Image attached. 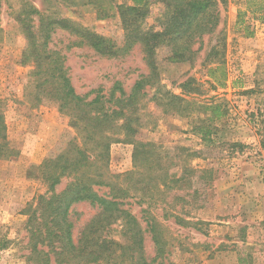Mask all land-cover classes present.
Segmentation results:
<instances>
[{"label":"rangeland","instance_id":"1","mask_svg":"<svg viewBox=\"0 0 264 264\" xmlns=\"http://www.w3.org/2000/svg\"><path fill=\"white\" fill-rule=\"evenodd\" d=\"M95 1L97 5L84 4L85 0H77L78 5H72L73 0H0V101L10 145L17 153L9 159L0 157V264H32L27 261L30 249L24 211L48 190L38 178V168L75 137L69 119L55 103L34 105L33 86L29 87L33 66L22 63L27 41L17 17L32 5L45 16L70 19L122 48L125 32L120 17L112 11L110 17L100 18L110 12L109 1ZM215 2L218 26L193 45L197 52L193 60L170 63V48L157 49L159 83L148 88L138 110L142 122L138 139L154 143L166 164H177L174 173L180 176L182 167L212 171L199 186L186 185L183 191L169 193L165 198L170 206L158 197L154 201L135 197L126 201L125 209L144 229L149 214L162 223L172 264H264V212L257 213V221L253 219L259 201L264 202V0H253L249 6L247 0ZM164 13L165 5L151 0L144 28L162 30ZM38 20L35 17L36 26ZM75 40L59 29L52 35L50 47L66 57L79 95L100 88L108 92L117 81L129 94L140 76L149 72L141 45L109 58L75 45ZM221 63L225 67L216 78L221 79L225 70L227 87L214 89L209 70ZM166 93L183 98L190 106L184 103L179 113H164ZM210 104L221 107L223 118L208 122L213 117L206 109ZM204 122L212 128L214 145L205 144L195 131ZM133 151L129 144L111 146L106 180L122 182L134 169ZM106 191L103 188L99 193ZM181 197L183 201L178 199ZM96 214L89 203L72 207L75 238ZM175 218L188 224L177 225ZM121 228V223L113 225L112 238L123 240ZM145 250L147 256H154L149 233Z\"/></svg>","mask_w":264,"mask_h":264},{"label":"trees","instance_id":"2","mask_svg":"<svg viewBox=\"0 0 264 264\" xmlns=\"http://www.w3.org/2000/svg\"><path fill=\"white\" fill-rule=\"evenodd\" d=\"M108 1L110 12L100 15V18L110 17L112 11L120 17L125 32L122 48L70 19L45 16L32 5L17 17L27 41L22 63L33 66L29 87L33 86L30 96L36 103L34 105L46 101L55 103L75 131V137L68 143H64L66 139L61 142L60 145L63 147L65 144L66 148L45 159L38 168V178L48 185V190L24 211L30 249L27 261L32 264H172L168 257L166 228L149 214L144 229L137 217L125 209L126 201L135 197H140L141 201L147 197L154 201L158 197L170 206L165 198L169 193L174 189L183 191L186 185L199 186L212 171L181 166L182 174L174 173L177 164H166L165 157L154 143L138 139L142 129L138 110L148 96V88H155L159 83L157 49L162 46L170 48V63L193 60L197 53L192 49L193 45L218 26L215 0H158L165 5L160 31L144 28L151 0H128L121 4ZM79 3L77 0L71 2L72 5ZM83 3L97 5L98 2L85 0ZM253 3V0L246 2L248 6ZM35 17L39 19L37 26ZM59 29L75 36V45L88 47L109 58L141 45L149 72L140 76L129 94L122 82L117 81L108 92L100 88L87 95H79L69 75L66 57L50 47L52 35ZM224 67L221 63L209 70L214 89L227 87L229 75L225 70L221 79L216 78L217 72ZM92 94L95 96L90 99ZM164 98V113L181 111L184 103L190 106L183 98L170 93H166ZM206 109L213 115L208 122L224 116L217 104H210ZM195 131L205 144L216 143L207 122L196 126ZM116 143L134 147V169L121 176V183L106 180L104 175L111 146ZM16 155L10 145L0 101V157L9 159ZM64 181L65 187L58 190ZM103 188L108 191L100 194ZM178 199L183 201L182 197ZM82 203L95 207L97 214L82 229L80 237L75 238L72 207ZM180 207L185 211L183 204ZM175 219L177 225L188 224L181 218ZM117 223L122 226V241L111 236L112 227ZM147 233L152 238L153 257L146 255Z\"/></svg>","mask_w":264,"mask_h":264},{"label":"crops","instance_id":"3","mask_svg":"<svg viewBox=\"0 0 264 264\" xmlns=\"http://www.w3.org/2000/svg\"><path fill=\"white\" fill-rule=\"evenodd\" d=\"M259 203H260V206L258 207V209H256V212H255L254 217H253L254 220L260 219L259 216H256L257 213L261 214L260 211L264 212V202L259 201ZM262 218H264V217H262ZM255 221H257V220H255Z\"/></svg>","mask_w":264,"mask_h":264}]
</instances>
